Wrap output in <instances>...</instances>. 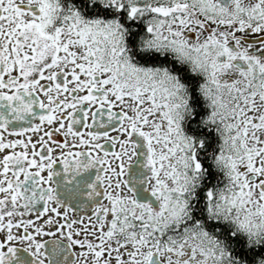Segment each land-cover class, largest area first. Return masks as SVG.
<instances>
[{"label":"snow or ice","instance_id":"snow-or-ice-1","mask_svg":"<svg viewBox=\"0 0 264 264\" xmlns=\"http://www.w3.org/2000/svg\"><path fill=\"white\" fill-rule=\"evenodd\" d=\"M0 264H264V0H0Z\"/></svg>","mask_w":264,"mask_h":264}]
</instances>
